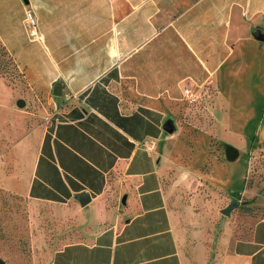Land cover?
Here are the masks:
<instances>
[{
  "label": "crops",
  "instance_id": "1",
  "mask_svg": "<svg viewBox=\"0 0 264 264\" xmlns=\"http://www.w3.org/2000/svg\"><path fill=\"white\" fill-rule=\"evenodd\" d=\"M17 1L36 34L24 14L0 38L56 106L0 156V185L50 226L31 264H264V190L257 216L221 212L235 135L264 147V0Z\"/></svg>",
  "mask_w": 264,
  "mask_h": 264
},
{
  "label": "rangeland",
  "instance_id": "2",
  "mask_svg": "<svg viewBox=\"0 0 264 264\" xmlns=\"http://www.w3.org/2000/svg\"><path fill=\"white\" fill-rule=\"evenodd\" d=\"M26 11L19 7L17 0H0V33L6 37L14 21L21 19L24 14L26 19ZM25 22L26 26L21 24V30L28 34L27 29L30 31L31 26L27 19ZM28 36L25 41L20 42L29 43L28 50L31 48L32 57L35 58L38 42L34 40L30 42ZM28 92L22 66L16 62L0 38V156L7 145L20 137L32 123H43L55 112V103L47 102L38 92H34L36 93L34 95ZM18 99H22L24 104H18ZM205 105V102H195L194 111L190 110V115L187 116L188 121L197 127L209 125L210 120ZM193 129L194 127L191 128ZM191 134L192 137L197 136L195 133ZM233 141L237 147H240L241 152L233 160L237 177L233 182L236 190L232 197L237 198L238 204L232 209L239 214L255 217L260 212L252 201L264 190V147H256L257 145L253 143L254 148H251L252 144L249 145L247 140H241L236 135ZM262 142L261 136L258 144ZM220 147L218 149H221ZM3 175L1 172L0 181ZM216 175L224 179V175L218 171ZM40 208L42 211L44 207L23 196L8 192L0 185V257L6 264H31L33 244L35 250L39 249L38 243L35 242L38 233L40 230L43 232L44 229L50 228L44 219L40 220Z\"/></svg>",
  "mask_w": 264,
  "mask_h": 264
},
{
  "label": "water",
  "instance_id": "3",
  "mask_svg": "<svg viewBox=\"0 0 264 264\" xmlns=\"http://www.w3.org/2000/svg\"><path fill=\"white\" fill-rule=\"evenodd\" d=\"M24 1H27V0H24ZM254 35L256 38L264 40V34L262 32H260L259 30H256L254 32ZM18 104H24V101L22 99H18ZM163 127L168 129V130L171 129L168 122H165L163 124ZM237 155H238V150L235 147H232L230 145L225 146L226 158L234 159ZM86 198H87V196L80 197L81 202L85 201L84 199H86ZM237 204H238L237 199L235 197H232L230 202L227 205H225L223 208H221V212L228 215V214H230V210L232 208H234ZM0 264H6L5 260L2 257H0Z\"/></svg>",
  "mask_w": 264,
  "mask_h": 264
},
{
  "label": "built area",
  "instance_id": "4",
  "mask_svg": "<svg viewBox=\"0 0 264 264\" xmlns=\"http://www.w3.org/2000/svg\"><path fill=\"white\" fill-rule=\"evenodd\" d=\"M26 19L28 20V23L31 26L30 28L31 34L33 35L36 34V20L30 10L26 11ZM185 90H187V88H185Z\"/></svg>",
  "mask_w": 264,
  "mask_h": 264
},
{
  "label": "trees",
  "instance_id": "5",
  "mask_svg": "<svg viewBox=\"0 0 264 264\" xmlns=\"http://www.w3.org/2000/svg\"><path fill=\"white\" fill-rule=\"evenodd\" d=\"M247 142L249 143V145L252 144V139L251 138H246Z\"/></svg>",
  "mask_w": 264,
  "mask_h": 264
}]
</instances>
